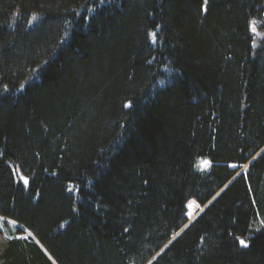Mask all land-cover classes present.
Returning a JSON list of instances; mask_svg holds the SVG:
<instances>
[{"label":"trees","instance_id":"1","mask_svg":"<svg viewBox=\"0 0 264 264\" xmlns=\"http://www.w3.org/2000/svg\"><path fill=\"white\" fill-rule=\"evenodd\" d=\"M0 216V264H264V0H0Z\"/></svg>","mask_w":264,"mask_h":264},{"label":"rangeland","instance_id":"2","mask_svg":"<svg viewBox=\"0 0 264 264\" xmlns=\"http://www.w3.org/2000/svg\"><path fill=\"white\" fill-rule=\"evenodd\" d=\"M205 161H201L198 163V165L200 167L205 166ZM246 164L241 165V170L246 168ZM189 202H192L191 207H188ZM187 207V216H188V221H191L201 210H202V206L198 205L194 200H189L186 204ZM186 223V224H187ZM16 222L6 218V217H2L0 216V247L3 245V243L5 242V240L12 235V233L15 231V227H16ZM185 224V225H186ZM184 227V226H183ZM178 233V232H177ZM27 234H29L28 231L26 232H22L20 234H18L19 236L22 237H26Z\"/></svg>","mask_w":264,"mask_h":264},{"label":"snow or ice","instance_id":"3","mask_svg":"<svg viewBox=\"0 0 264 264\" xmlns=\"http://www.w3.org/2000/svg\"><path fill=\"white\" fill-rule=\"evenodd\" d=\"M204 3H205V5H207V3H208V0H204ZM205 10H207L206 8H205ZM253 31H255V28L253 27V29H252ZM153 35H155V34H153ZM126 106H128V105H126ZM205 163V165H207L208 164V162L207 161H205L204 162ZM234 167V166H233ZM24 184L25 185H27L28 184V180L27 179H24ZM191 205H192V202H189V205H188V207H191ZM125 231H127V229H125ZM240 244L243 246V247H248V243H247V241L246 240H244V239H241L240 241Z\"/></svg>","mask_w":264,"mask_h":264}]
</instances>
